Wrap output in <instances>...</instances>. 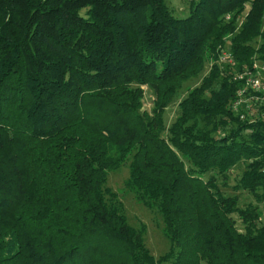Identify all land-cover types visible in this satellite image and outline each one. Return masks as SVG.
Segmentation results:
<instances>
[{"label": "trees", "instance_id": "16d2710c", "mask_svg": "<svg viewBox=\"0 0 264 264\" xmlns=\"http://www.w3.org/2000/svg\"><path fill=\"white\" fill-rule=\"evenodd\" d=\"M263 17L264 0H190L183 18L165 0H0V264H264L258 207L215 175L246 162L232 187L264 200V120L231 109L232 73L264 60ZM225 43L233 64L166 126ZM126 163L125 188L161 215L158 257L107 185Z\"/></svg>", "mask_w": 264, "mask_h": 264}, {"label": "rangeland", "instance_id": "374dc122", "mask_svg": "<svg viewBox=\"0 0 264 264\" xmlns=\"http://www.w3.org/2000/svg\"><path fill=\"white\" fill-rule=\"evenodd\" d=\"M165 4L170 9L173 16L178 18L186 17L189 13L190 0H165ZM84 9L80 10V14H84ZM254 43V46L258 44ZM208 70V61L205 63L204 69L199 73L198 77L193 78L182 86V89L173 97L171 102L168 104L164 112V121L165 125L168 126L178 114V101L183 98L188 89L192 88L199 84L201 77ZM144 95L142 98V107L144 110L149 111L152 107L154 92L148 85H141ZM244 161H239L235 164L230 171L227 173L226 177L223 178L221 175L215 173L217 177V184L223 194L228 196H237V206L239 208H244L247 205L257 206L260 214V219L258 225L264 223V200L257 201L253 194L248 190L239 189L234 190L233 185L238 182V179L241 176L242 171L245 168ZM129 168L128 164H123L117 170L112 171L108 174L107 185L117 192L120 200L124 205L128 221L131 225L138 227L140 224L146 226V232L144 234V242L149 248L152 255L158 257L168 250L170 245L168 239L164 236L162 228V218L159 212L153 208L149 209L144 207L134 196V193L124 186L125 180L128 178ZM211 173H208L206 177H209ZM205 177V178H206ZM226 182V185H223V182ZM232 217L235 220L236 226L239 230H243V224L238 217L237 213H232ZM163 264H169V262H164Z\"/></svg>", "mask_w": 264, "mask_h": 264}, {"label": "built area", "instance_id": "2783aa9c", "mask_svg": "<svg viewBox=\"0 0 264 264\" xmlns=\"http://www.w3.org/2000/svg\"><path fill=\"white\" fill-rule=\"evenodd\" d=\"M216 56L208 60V69L213 63L220 68L233 64V55L227 43L219 47ZM231 77L239 84L231 109L242 119L264 120V60L255 59L252 68L235 71Z\"/></svg>", "mask_w": 264, "mask_h": 264}, {"label": "crops", "instance_id": "0c3cea01", "mask_svg": "<svg viewBox=\"0 0 264 264\" xmlns=\"http://www.w3.org/2000/svg\"><path fill=\"white\" fill-rule=\"evenodd\" d=\"M262 30L264 31V17H263Z\"/></svg>", "mask_w": 264, "mask_h": 264}]
</instances>
